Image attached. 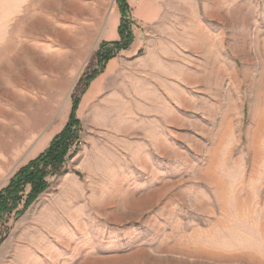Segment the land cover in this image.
<instances>
[{"label": "rangeland", "instance_id": "obj_1", "mask_svg": "<svg viewBox=\"0 0 264 264\" xmlns=\"http://www.w3.org/2000/svg\"><path fill=\"white\" fill-rule=\"evenodd\" d=\"M129 4L132 45L82 94L118 1L0 0V190L82 94L62 171L0 220V264H264V0Z\"/></svg>", "mask_w": 264, "mask_h": 264}, {"label": "trees", "instance_id": "obj_2", "mask_svg": "<svg viewBox=\"0 0 264 264\" xmlns=\"http://www.w3.org/2000/svg\"><path fill=\"white\" fill-rule=\"evenodd\" d=\"M117 1L121 13L118 28L120 39L101 43L96 54L99 68L82 79L81 84L84 87L82 94L88 89L91 81L103 71L107 63L119 51L129 48L134 41V23L130 18L131 6L129 0ZM82 94L74 97L69 121L63 130L53 138L49 147L38 157L22 166L12 177L9 184L0 190V220L6 214L18 209L23 202V208L18 210V213H22L48 188L47 178L62 171L71 146L80 138V120L77 117V110ZM27 188H29V192L25 194Z\"/></svg>", "mask_w": 264, "mask_h": 264}, {"label": "bare ground", "instance_id": "obj_3", "mask_svg": "<svg viewBox=\"0 0 264 264\" xmlns=\"http://www.w3.org/2000/svg\"><path fill=\"white\" fill-rule=\"evenodd\" d=\"M98 1H99V0H98ZM100 2H101V1H100ZM103 2H104V1H103ZM99 9H100V8H99ZM99 13H100V12H99ZM64 77H65V76H64ZM67 77H68V76H67ZM62 79H63V77H62ZM65 79H66V78H65ZM65 79H64V80H65ZM68 79H69V78H68ZM66 81H67V80H66ZM58 83H59V82H58ZM61 85H62V84H61ZM64 85H65V83H64ZM56 88H58V87H56ZM59 88H60V83H59ZM65 89H66V88H65ZM53 90H54V89H53ZM61 92H62V91H61ZM63 92H64V91H63ZM49 93H50V92H49ZM46 94H47V93H46ZM51 94H52V92H51ZM61 96H62V95H61ZM61 96H60V97H61ZM47 97H48V96H47ZM54 97H55V96H54ZM52 98H53V97H52ZM56 98H57V96H56ZM51 100H52V99H51ZM55 100H56V99H55ZM61 100H62V99H61ZM51 103H52V102H51ZM53 103H54V102H53ZM63 117H64V116L62 115V116L59 118V121H61V120L63 119ZM20 134H21V133H20ZM22 136H23V133H22L21 135H19V136H16V138H18L17 143H16V142L14 143V140H15V139L12 140V143H13V144H12V145H13V149H14V146H17V145L19 146V145L21 144V140H20V138H21ZM21 139H22V138H21ZM6 143H7V145L9 144V142H6ZM16 144H17V145H16ZM9 145H10V144H9ZM15 149H16V148H15ZM17 151H18V150H17ZM25 257H26V256H25ZM24 259H25V258H24ZM20 261H21V260H20ZM20 261H19V262H20Z\"/></svg>", "mask_w": 264, "mask_h": 264}, {"label": "crops", "instance_id": "obj_4", "mask_svg": "<svg viewBox=\"0 0 264 264\" xmlns=\"http://www.w3.org/2000/svg\"><path fill=\"white\" fill-rule=\"evenodd\" d=\"M109 40H111V39H109ZM113 40V39H112ZM20 261V260H19Z\"/></svg>", "mask_w": 264, "mask_h": 264}]
</instances>
